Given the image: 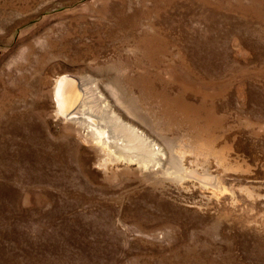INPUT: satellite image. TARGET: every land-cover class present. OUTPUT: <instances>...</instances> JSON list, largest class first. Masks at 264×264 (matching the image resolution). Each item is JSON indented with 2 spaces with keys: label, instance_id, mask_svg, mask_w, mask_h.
<instances>
[{
  "label": "rangeland",
  "instance_id": "1",
  "mask_svg": "<svg viewBox=\"0 0 264 264\" xmlns=\"http://www.w3.org/2000/svg\"><path fill=\"white\" fill-rule=\"evenodd\" d=\"M0 264H264V0H0Z\"/></svg>",
  "mask_w": 264,
  "mask_h": 264
},
{
  "label": "bare ground",
  "instance_id": "2",
  "mask_svg": "<svg viewBox=\"0 0 264 264\" xmlns=\"http://www.w3.org/2000/svg\"><path fill=\"white\" fill-rule=\"evenodd\" d=\"M83 91L84 93L81 94L80 90L77 87V84L74 83V79L69 77L59 78L54 88V94L58 102V107H56L58 108L57 111L59 113L67 115L69 119L82 125V128L88 133V135L90 134V136H92V138L96 141H100L104 145H107L108 148L111 147L109 145V142H114L115 147L118 146L121 148H128L131 147V145H136V147L138 148H144V145H147V142L145 140L141 141L142 139L137 137V135L134 133V129L131 130L132 128H128L127 126L122 124L121 121H118L116 119L117 117H111L113 119L112 122H107L106 120L101 119V115L96 116L98 117L97 120L92 118L90 112L84 111V104L86 103L87 97L89 98L90 95L89 93H87V91H85V89H83ZM96 95H98V93ZM81 96L82 99H80ZM78 102L79 106L71 109V106ZM99 103L101 106L99 108L100 112H103L101 110L108 111L109 108L106 107V102L103 103L102 98H99ZM109 115L113 116L111 114ZM111 131H115L117 134H115V136H112L110 135ZM126 131H129V133H127ZM136 138L138 141H136Z\"/></svg>",
  "mask_w": 264,
  "mask_h": 264
}]
</instances>
